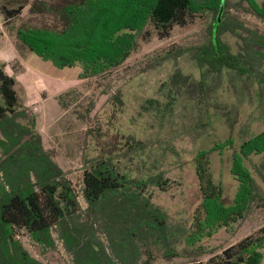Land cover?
<instances>
[{
  "label": "trees",
  "instance_id": "trees-1",
  "mask_svg": "<svg viewBox=\"0 0 264 264\" xmlns=\"http://www.w3.org/2000/svg\"><path fill=\"white\" fill-rule=\"evenodd\" d=\"M19 1L7 15H19L30 2ZM244 2L248 12L264 20V0H240L233 6L227 0H33L30 20L17 28L19 42L58 68L81 65L88 75L122 63L136 48L139 34L150 35L149 24L165 38L175 25L209 16L207 41L178 47L159 61L178 65L187 58L197 74L177 66L161 85L166 103L151 98L144 108L172 113L184 99L194 111L197 127L214 140L198 156L211 157L218 151L224 160L228 154L239 186L235 204L226 207L221 183L204 199L199 230L185 236L182 228L170 225L148 191L152 183L165 190L169 179L161 173L136 176L131 169L122 170L114 157L102 156L84 170L83 209L65 171L44 151L39 134L17 121L21 113L16 79L0 63V264H43L17 237L20 229L54 248L56 228L74 264H143L153 246L175 257L182 242L194 247L201 230L223 213L264 199V130L253 128L255 123L264 125V33L230 13ZM244 107L248 112L243 126L236 129ZM217 119L229 126L225 140L217 138L213 126ZM130 139L126 152L134 158L136 145L144 144ZM260 155L263 160L255 162ZM197 250L206 252L201 244ZM263 250L264 226L204 264H260Z\"/></svg>",
  "mask_w": 264,
  "mask_h": 264
},
{
  "label": "rangeland",
  "instance_id": "rangeland-1",
  "mask_svg": "<svg viewBox=\"0 0 264 264\" xmlns=\"http://www.w3.org/2000/svg\"><path fill=\"white\" fill-rule=\"evenodd\" d=\"M227 1L233 6L240 0ZM20 2L0 0V63L16 79L14 88L21 113L17 121L33 127L39 134L44 151L65 171L83 209L87 208L83 196L84 170L102 156L114 157L122 170L131 169L136 176L161 173L169 179L163 187L165 190L152 183L148 191L152 193L153 204L167 214L170 225L182 228L185 236L199 230V221L205 217L204 199L221 183L224 206L235 204L239 182L231 171L228 154L224 160L218 151L211 157L198 156L200 151L212 147L214 140L213 136H207L205 129L197 127L191 106L181 99L172 113L161 114L144 108L151 98L166 103L161 85L169 80L177 66L186 73L197 74L187 58L178 65L159 61L178 47L207 41L209 16H197L186 25H175L165 38H160L153 24H149L146 30L150 35L140 33L136 48L122 63L101 74L88 75L81 65L58 68L19 42L16 31L30 20L33 0L19 15L9 16L6 12L18 7ZM245 5L246 2L232 7L230 13L246 27L264 33V20L248 12ZM243 110L236 129L243 126L248 112L245 107ZM213 126L217 138H228L230 129L224 119L214 120ZM253 128L259 132L264 130V125L255 123ZM130 137L144 144L136 145L138 155L133 154L134 158L126 152ZM262 160L261 155L254 159L257 163ZM223 214L219 221L201 230V240L194 247L182 242L180 255L171 257L164 249L153 246L143 256L142 263H206L224 249L258 234L264 226V199L256 198L247 208ZM17 233L24 247L43 264H74L56 228L52 230L54 248L33 240L24 229ZM200 244L206 252L196 251ZM260 264H264V257Z\"/></svg>",
  "mask_w": 264,
  "mask_h": 264
}]
</instances>
